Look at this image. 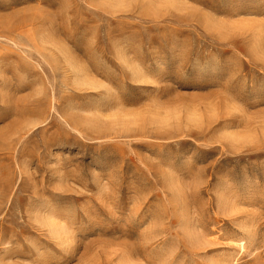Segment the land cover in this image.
Returning a JSON list of instances; mask_svg holds the SVG:
<instances>
[{"label":"rangeland","instance_id":"obj_1","mask_svg":"<svg viewBox=\"0 0 264 264\" xmlns=\"http://www.w3.org/2000/svg\"><path fill=\"white\" fill-rule=\"evenodd\" d=\"M0 264H264V0H0Z\"/></svg>","mask_w":264,"mask_h":264}]
</instances>
